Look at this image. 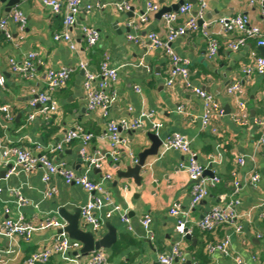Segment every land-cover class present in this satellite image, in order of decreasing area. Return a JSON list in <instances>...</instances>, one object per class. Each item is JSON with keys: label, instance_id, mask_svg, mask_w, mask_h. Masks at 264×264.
<instances>
[{"label": "crops", "instance_id": "0c3cea01", "mask_svg": "<svg viewBox=\"0 0 264 264\" xmlns=\"http://www.w3.org/2000/svg\"><path fill=\"white\" fill-rule=\"evenodd\" d=\"M123 1L83 0L72 31L78 47L73 51L68 43L54 39V35L63 29V16L54 15L41 0H21L9 13L6 11L7 3L0 0V20L7 18L14 9H20L27 17L23 32L18 24L9 22L11 40L0 31V73L5 78V84H0V105H9L11 109V119H6L0 112V131L4 144L30 149L37 155H48L55 163L64 162L83 174L87 165L82 158L81 141L75 140L64 145L62 150L56 147L68 129L80 124L95 135L87 151L90 154L108 153L109 142L101 138L106 131L107 119L87 108L83 85L85 74L79 62L86 60L89 70L98 73L102 62L109 58L111 66L117 68L119 75L114 86L117 99L110 109V120H133L144 112H153L156 120L163 124L159 133L163 140L174 133L186 136L200 164L221 179L217 186L210 188L209 195L192 208V182L189 175L180 169V163L186 161L187 157L179 151L164 152L162 147L157 156L147 159L140 186L133 179L120 178L118 172L126 171L136 164L138 155L151 146L148 133L153 132L147 122L142 130L122 131L121 135L128 143L122 149L119 161L114 162L110 158L102 169H93L89 173L93 181H104L114 202L127 215L132 227L130 230L120 215L109 218L106 211L101 213L104 229L98 238L107 232L106 222H110L118 233L116 243L110 250H105L109 264H163L160 256L170 253L178 242L183 257L175 264H237V258L243 259L246 264H264V146L260 143L264 128L255 124V120H264V75L244 73L246 67L252 64L251 52L262 56L260 47L255 40L250 39L238 51L228 49L227 42L239 35H225L217 25L210 28L219 42L218 55L213 60L208 57V41L201 30L189 32L174 41L175 52L191 62L190 74L194 86L214 95L226 112L225 116L215 117L210 125L204 126L202 99L178 84L168 86L169 60L162 50L149 47L147 36L151 32L157 33L162 40L167 39L168 28L164 16L158 17V11L143 23L140 18L146 12L148 0H126L131 4V10L120 11L118 5ZM153 1L161 10L188 0ZM205 1L207 22L245 14L251 25L264 30L258 4L249 6L247 0ZM88 4L94 5L91 12L86 11ZM194 6L195 13L197 2ZM183 20L181 17L177 23ZM131 23L135 25L130 26ZM83 25L94 26L100 31V40L95 47L89 48L84 40L81 33ZM130 35L140 37L143 42L134 43L129 39ZM32 53L37 54L40 63L36 76L29 79L15 72L9 61L14 59L23 62ZM62 67L73 68L74 72L65 87L53 92L59 107L58 112L48 118L31 106V100L35 92L47 90V71ZM234 82H241L244 88L243 99L249 113L246 125L237 123L233 118L238 103L236 97L227 93V88ZM136 88L141 91L137 92ZM180 107H183V111L179 110ZM31 116L34 118L31 119ZM239 158L244 159L243 164L238 163ZM14 159L11 158V161ZM3 171L8 174L9 168L0 150L1 220L7 218V208L11 210V217L22 215L32 225L46 219H62L58 212L60 208L73 214L90 197L87 191L66 184L59 176L45 183L41 169L33 172L19 169L9 176L6 174L4 179L1 176ZM233 172H237L238 181L242 183L238 192L233 183ZM255 173L259 175L255 187L244 185V181ZM107 175L111 178L105 180ZM206 178L213 177L210 175ZM51 189L55 191L50 195ZM16 193L26 199V205L19 207ZM227 197L241 201L238 208L243 226L241 232L229 225L218 226L211 232L202 231L198 227L200 220L213 207L223 204ZM176 202L188 213L187 225L192 229L190 239H182L176 231L177 219L170 213ZM146 215L152 218V238L147 236L141 224ZM80 225L84 230H90L82 219ZM59 233L58 229H49L38 231L30 238L16 236L10 240L0 237V264H25L33 254L51 245ZM226 237L231 240V256L208 251V245L216 244ZM74 255L71 252L69 257ZM90 257L91 254L81 259L86 261ZM45 264L67 263L61 255H54Z\"/></svg>", "mask_w": 264, "mask_h": 264}, {"label": "built area", "instance_id": "2783aa9c", "mask_svg": "<svg viewBox=\"0 0 264 264\" xmlns=\"http://www.w3.org/2000/svg\"><path fill=\"white\" fill-rule=\"evenodd\" d=\"M41 1L51 9L54 15L63 16V29L61 32L54 35L55 41L66 42L71 50L76 51L78 47L72 36V31L76 26L83 0ZM196 1L198 9L195 13L194 4L186 3L180 7L178 12L167 13L164 15V22L168 28V36L166 40H162L155 32H151L147 36V39L151 49L162 50L169 60L170 68L167 85L171 87L178 84L202 99L204 104L202 123L204 126H208L215 117H223L226 115V112L214 95L203 88L194 86L190 74L191 62L175 52L173 48L174 41L189 32L201 30L203 36L206 37L208 41V57L213 60L218 55L219 51L218 39L210 32V28L213 25L219 26L221 28V33L225 35L232 33L239 35L237 38L231 39L227 42L228 49L232 51L240 50L242 47L246 46L250 39L255 40L258 47H264V30L258 26L251 25L245 14H240L234 17H221L217 20L207 22L205 19V9L207 7L206 1ZM247 2L249 6L258 4L261 7V14L264 21V0H247ZM93 8L94 5H86L87 12H91ZM118 9L120 11H130L131 4L124 0L118 5ZM158 11H160V6L153 0H148L146 12L140 18L141 22L144 23L148 21L149 16ZM181 17L184 19L183 22L177 23ZM10 21L18 24L20 31L23 32L27 26V17L20 9H14L7 18L0 20V31L3 32L9 40L12 39V34L8 30ZM200 21H202V24H200ZM133 23H131L130 26L135 25ZM81 33L89 48L95 47L98 44L100 40V31L96 27L83 25L81 26ZM129 39L134 43L143 42V40L136 35H130ZM251 59L252 64L246 67L244 73L246 75H251L253 73L264 75V56H261L257 52H251ZM39 63L40 61L35 53L28 55L27 59L23 62H16L14 59L9 61L11 68L15 72L21 73L24 77L29 79L36 76ZM79 66L85 74L83 85L88 110L99 112L104 119H107L106 131L101 138L109 142L108 153L102 154L101 152H96L95 154H90L87 151V146L95 138V135L94 133L87 131L82 125L78 124L75 127L68 129L56 149L62 150L64 145L70 144L75 140L81 141L82 158L87 165V169L81 174L64 162L55 163L48 155H37L30 149L5 145L0 131V150L2 151V159L5 165L8 167L11 158H15L14 161H11V168H9L7 176L13 174L19 169L26 172H33L37 169H41L43 171V181L45 183H50L54 176H59L66 184L78 186L89 193V200L81 207V219L85 226L90 228L91 232L98 235L104 229V221L100 216L103 211H106V215L109 218L116 214L120 215L122 221L127 223L129 229L132 230L130 220L125 213H122L121 207L114 202L110 191L104 184V181H93L90 178L89 173L93 169H102L103 165L110 158L114 162L119 161L121 151L128 143V141L122 137V131L142 130L145 128L147 122L151 125V130L157 135H160L159 133L163 124L156 120L153 112H144L138 118L133 120L127 118H122L119 121L110 120V109L117 99V92L114 91V86L119 79L117 68L111 66L109 58H106L102 62L98 73L89 70V64L86 60H80ZM73 72L74 69L69 67H62L58 70H48L45 75L47 90L35 92V95L31 100V106L38 109L39 113L44 114L48 118L52 114H56L58 112L59 103L53 96V92L65 87ZM0 84L2 86L5 84V78L1 73ZM136 90L137 92L141 91L139 88H136ZM227 93L237 99L238 107L233 114L234 120L241 125H246L249 122V113L246 102L243 99L244 88L242 83L234 82L227 88ZM179 110L183 111V107H180ZM0 112L5 115L6 119H11V109L9 105H0ZM33 118L34 116H31V119ZM255 124L264 128V120H255ZM214 132H216V130ZM260 143L264 146V136ZM162 149L164 152L169 150L179 151L187 157L186 161L180 163V169L189 175L192 182V208L209 195L210 188H213L220 183L221 179L216 176L211 179L206 178L204 175L206 168L198 161L197 154L192 151L191 142L186 136L180 133L170 135L166 140H163ZM137 161L138 160H136V163ZM238 163L243 164L244 159L239 158ZM110 178V175H107L104 179L108 180ZM233 179L236 192H238L242 183L238 181L237 172H233ZM1 180L2 179H0V193L2 191ZM258 181L259 175L255 173L247 178L243 184L255 187ZM54 191L55 189H51L50 195L53 194ZM16 197L19 207L27 204L26 199L20 193H16ZM240 205L241 201L239 199L227 197L223 204L215 206L207 212L198 223V227L201 230L213 231L218 226L229 225L234 226L236 231L241 232L243 226L241 224V215L238 211ZM5 213L7 218L4 220H1L0 215V237L10 240L14 239L16 236L30 238L38 231L49 229L60 230V233L56 236L51 245L33 254L25 264H45L54 255H61L64 257L67 264H109L108 254L104 249L92 252L89 259L82 261L81 258L83 256L80 254L82 244L78 241L72 240L68 234L64 232L66 223L62 219L51 218L46 219L37 225H32L28 223L22 215L16 218L11 217V210L8 208L5 210ZM170 213L177 219L176 231L181 235L182 239L187 235L192 234V229L187 225L188 213L182 210L180 203L176 202L171 207ZM141 224L145 228L147 236L152 238L151 216L146 215L144 219L141 220ZM207 248L212 254L221 253L226 257H229L232 254L230 237H226L216 244H210ZM71 252L75 253L73 257H69ZM182 257L183 252L181 250V245L178 242L171 249L170 253L160 256V261L163 264H175V261ZM236 263L246 264L241 258H237Z\"/></svg>", "mask_w": 264, "mask_h": 264}, {"label": "water", "instance_id": "95a60500", "mask_svg": "<svg viewBox=\"0 0 264 264\" xmlns=\"http://www.w3.org/2000/svg\"><path fill=\"white\" fill-rule=\"evenodd\" d=\"M2 2L7 3L6 11L7 13H9L13 7L20 4L21 0H2ZM186 2H191L193 4H196L197 1L196 0L180 1L179 3L175 4L172 7L169 8L165 7L161 9L158 12L157 16L161 18L167 13L178 12L180 7H182ZM200 24H202V21H200ZM259 49L261 51L262 56H264V47H260ZM148 138L152 144L149 148L145 149L142 153L138 155L137 163L134 164L133 166L128 167L126 171L118 172V176L120 178L133 179L135 184H137L138 186L142 184L143 181L142 172L146 166L147 159L149 157L157 156L159 154V150L162 147V143H163V138L154 132H149ZM7 168H11V165H9ZM6 174L7 171H3L1 173L3 179L5 178ZM204 175L205 176L211 175L212 177H215V175L212 173L210 169H206ZM58 212L62 220L66 223L64 232H66L72 240L78 241L82 244V249L80 251V254L82 256H88L92 252L100 249L110 250L112 246L116 243L117 234H118L117 229L110 222L105 223V228L107 232L102 237L98 238L97 234L91 232L90 230H84L83 228H81L80 207L75 209L73 214L69 213L64 208H60ZM186 238L190 239V236L187 235Z\"/></svg>", "mask_w": 264, "mask_h": 264}, {"label": "trees", "instance_id": "16d2710c", "mask_svg": "<svg viewBox=\"0 0 264 264\" xmlns=\"http://www.w3.org/2000/svg\"><path fill=\"white\" fill-rule=\"evenodd\" d=\"M221 226H224V225H221ZM215 230V229H214ZM202 231H205V230H202ZM205 232H211V231H205Z\"/></svg>", "mask_w": 264, "mask_h": 264}]
</instances>
